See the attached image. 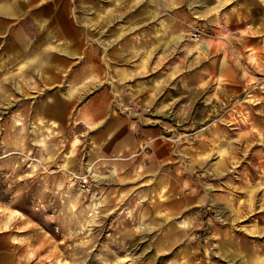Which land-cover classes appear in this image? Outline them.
Returning <instances> with one entry per match:
<instances>
[{"label": "rangeland", "instance_id": "1", "mask_svg": "<svg viewBox=\"0 0 264 264\" xmlns=\"http://www.w3.org/2000/svg\"><path fill=\"white\" fill-rule=\"evenodd\" d=\"M53 7L78 51L0 39V256L264 264V0ZM12 13L30 43L52 31Z\"/></svg>", "mask_w": 264, "mask_h": 264}, {"label": "crops", "instance_id": "2", "mask_svg": "<svg viewBox=\"0 0 264 264\" xmlns=\"http://www.w3.org/2000/svg\"><path fill=\"white\" fill-rule=\"evenodd\" d=\"M56 0H1L0 2V39H6V37L10 38V41L8 44L11 45L14 56L20 57L22 55L21 51L22 49H25L23 47H27V45H36L39 46L41 49L40 54H37L36 58L39 61H43V53L46 50L49 49H57L60 48H66L67 50H70L69 52L72 54L73 52L78 51L81 49V46L84 45V42L82 41L80 30H77L76 28V22L77 20L70 21V18L66 17L63 13H61L58 10V7H53V3ZM13 5H15L18 9H27L28 15L25 16V18H22V21L28 25L25 26L26 30H30L32 26L34 28H39V30L44 29L47 24L45 25V22H49L52 31L48 32H42L43 30L38 31L37 35L38 38H36L35 42H29L28 39H26L23 36V32H21V29L12 30V24L10 22V19H12V9ZM30 10H29V9ZM47 15V16H46ZM36 24L38 26L35 25ZM7 30V34H3V32ZM46 60L47 57H44ZM55 68V66H54ZM60 69L59 65L56 66L54 70H52L46 77H44V81L46 84H54L57 82L54 79H57L56 77V70ZM71 87V86H70ZM74 88V86H73ZM73 95V93L71 92ZM73 97H68L66 99L68 102H71ZM65 100V101H66ZM43 102V101H42ZM41 102V105H43ZM61 100L58 102H53L48 105L46 103V106H50V108L56 109L62 108V105H65V102L61 104ZM53 104V105H52ZM59 105V106H58ZM53 106V107H51ZM45 107V105L43 106ZM42 107V111L43 108ZM38 113V120L42 121V114L43 112ZM87 125H90L91 122L86 119ZM53 123V120H52ZM93 123V122H92ZM105 128V129H103ZM103 130H108V126L104 125L102 127ZM113 136V137H112ZM115 135L107 136L106 139L110 140L108 143H113L112 148L115 149V147L118 145V140ZM39 142L43 143V138L38 140ZM10 253L8 255H1L0 256V264H17L16 259L13 258L11 260Z\"/></svg>", "mask_w": 264, "mask_h": 264}]
</instances>
